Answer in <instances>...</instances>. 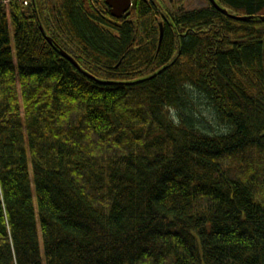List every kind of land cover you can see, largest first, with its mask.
Segmentation results:
<instances>
[{
    "label": "trees",
    "instance_id": "trees-1",
    "mask_svg": "<svg viewBox=\"0 0 264 264\" xmlns=\"http://www.w3.org/2000/svg\"><path fill=\"white\" fill-rule=\"evenodd\" d=\"M216 2L0 0V264H264V0Z\"/></svg>",
    "mask_w": 264,
    "mask_h": 264
},
{
    "label": "water",
    "instance_id": "water-1",
    "mask_svg": "<svg viewBox=\"0 0 264 264\" xmlns=\"http://www.w3.org/2000/svg\"><path fill=\"white\" fill-rule=\"evenodd\" d=\"M35 1L36 0H32V4L31 7H29L28 9L25 10L26 13L31 14L32 13V9L35 6ZM99 1V0H96ZM107 6L111 9V14L112 17L115 19H121L124 17V15L126 13H128L130 7H131V3L132 0H105ZM210 4L220 13H222L223 15L229 17L232 20L235 21H239V22H250L252 20H254V17H240V16H236L230 13L229 10L222 8L220 5H218V3L216 2V0H209ZM261 20L264 21V17H260ZM41 32L44 35L45 39L47 40V42L52 46L55 47L58 52L60 53V55L66 59L67 61H69L81 74H83L84 76L88 77L89 79L102 84V85H116V83H112V82H102L97 80L95 77H93L92 75L88 74L87 72H85L84 70H82V68L80 67V65L77 63V61L75 59H73L70 55H68L65 51H63L62 49H59L58 47H56L55 42L52 38H50L47 33L45 32V30L41 27ZM160 45L163 39V35H164V28H163V24L160 25Z\"/></svg>",
    "mask_w": 264,
    "mask_h": 264
},
{
    "label": "flooded vegetation",
    "instance_id": "flooded-vegetation-1",
    "mask_svg": "<svg viewBox=\"0 0 264 264\" xmlns=\"http://www.w3.org/2000/svg\"><path fill=\"white\" fill-rule=\"evenodd\" d=\"M94 1H96V0H94ZM100 1H103L104 3H105V5L107 6V4H106V1L105 0H99L98 2H100ZM146 2H149V1H151L152 2V4L154 3V0H145ZM160 1V0H159ZM163 3H164V6H166L167 8H170L171 10H173L174 12H176V11H181L182 10V5L181 4H179L178 2H179V0H161ZM97 2V1H96ZM137 2H138V0H132V3H131V7H130V9H129V11H128V13H126L125 15H124V17L123 18H121V19H116V20H118V21H129V19H131V16H132V13L134 12V9L136 8V6H137ZM107 8H108V11H109V14H110V16L112 17V14H111V9L107 6ZM113 18V17H112ZM115 19V18H114Z\"/></svg>",
    "mask_w": 264,
    "mask_h": 264
},
{
    "label": "rangeland",
    "instance_id": "rangeland-1",
    "mask_svg": "<svg viewBox=\"0 0 264 264\" xmlns=\"http://www.w3.org/2000/svg\"><path fill=\"white\" fill-rule=\"evenodd\" d=\"M178 3L181 4L186 11H199L209 7L208 0H179ZM195 98H198V96ZM199 100H201L200 97ZM215 129L218 130L219 127L215 126Z\"/></svg>",
    "mask_w": 264,
    "mask_h": 264
}]
</instances>
